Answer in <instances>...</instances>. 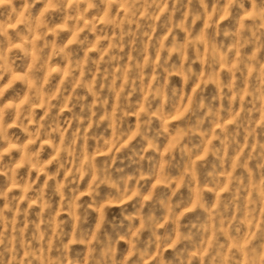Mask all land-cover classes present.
<instances>
[{"label":"clouds","instance_id":"obj_1","mask_svg":"<svg viewBox=\"0 0 264 264\" xmlns=\"http://www.w3.org/2000/svg\"><path fill=\"white\" fill-rule=\"evenodd\" d=\"M0 264H264V0H0Z\"/></svg>","mask_w":264,"mask_h":264}]
</instances>
